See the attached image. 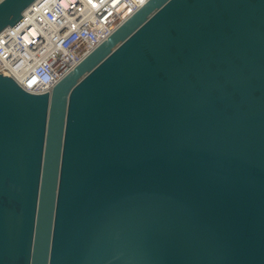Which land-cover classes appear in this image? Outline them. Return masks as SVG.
Instances as JSON below:
<instances>
[{
    "label": "water",
    "instance_id": "obj_1",
    "mask_svg": "<svg viewBox=\"0 0 264 264\" xmlns=\"http://www.w3.org/2000/svg\"><path fill=\"white\" fill-rule=\"evenodd\" d=\"M0 264H264V0H148L51 93L0 74Z\"/></svg>",
    "mask_w": 264,
    "mask_h": 264
},
{
    "label": "built area",
    "instance_id": "obj_2",
    "mask_svg": "<svg viewBox=\"0 0 264 264\" xmlns=\"http://www.w3.org/2000/svg\"><path fill=\"white\" fill-rule=\"evenodd\" d=\"M147 1L35 0L0 31V74L32 93H51Z\"/></svg>",
    "mask_w": 264,
    "mask_h": 264
}]
</instances>
